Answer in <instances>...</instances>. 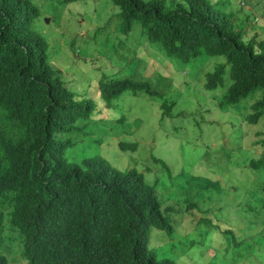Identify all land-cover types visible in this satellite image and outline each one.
<instances>
[{"label": "trees", "instance_id": "obj_1", "mask_svg": "<svg viewBox=\"0 0 264 264\" xmlns=\"http://www.w3.org/2000/svg\"><path fill=\"white\" fill-rule=\"evenodd\" d=\"M111 1L122 28L139 23L151 47L168 57H224L206 72L205 87L222 86L227 104L260 87L247 119L264 115V38L243 29L222 0ZM234 2L244 7L246 0ZM39 13L33 0H0V238L7 224L18 229L26 264H175L150 245L151 226L174 231L175 207L164 205L156 183L100 154L69 156L74 135H92L97 100L71 90L51 63L35 27ZM98 91L111 109L126 91L146 92L159 99L161 119L175 103L148 80L115 73L98 80ZM7 261L0 253V264Z\"/></svg>", "mask_w": 264, "mask_h": 264}, {"label": "rangeland", "instance_id": "obj_2", "mask_svg": "<svg viewBox=\"0 0 264 264\" xmlns=\"http://www.w3.org/2000/svg\"><path fill=\"white\" fill-rule=\"evenodd\" d=\"M222 1L243 29L264 38L263 0H246L244 7ZM33 2L40 12L35 27L48 42L51 63L71 90L97 100L93 133L74 135L69 156L101 154L156 183L164 205L175 207L171 234L150 229V245L160 256L175 264H264V115L258 122L247 119L261 88L221 103L222 86L207 89L204 83L206 72L224 57L202 54L185 62L166 56L144 43L139 23L130 31L122 28L111 0ZM111 73L148 79L164 99L175 101L169 115L161 119L159 99L142 91H126L107 108L98 80ZM121 140L138 146L124 150ZM251 160L261 162L255 167ZM194 203L198 207H187ZM15 231L0 249L19 257Z\"/></svg>", "mask_w": 264, "mask_h": 264}, {"label": "clouds", "instance_id": "obj_3", "mask_svg": "<svg viewBox=\"0 0 264 264\" xmlns=\"http://www.w3.org/2000/svg\"><path fill=\"white\" fill-rule=\"evenodd\" d=\"M258 7V6H257ZM263 11V10H262ZM255 15H257L258 17H256V20H259L261 17H260V15L258 14V13H256V12H253ZM264 22V21H263ZM132 28H130V29H128L129 31L131 30ZM144 37V36H143ZM145 38V37H144ZM144 43H148L150 46H151V43H149L148 42V40L145 38V42ZM142 80V79H141ZM146 80H148V79H146ZM128 92V91H127ZM130 93V92H129ZM164 100H166V99H164ZM167 101H170V100H167ZM172 101V100H171ZM172 108V107H171ZM171 110V109H170ZM119 121H120V119H119ZM135 125V124H134ZM101 155V154H100ZM104 156V155H103ZM107 158V157H106ZM108 159V158H107ZM112 163V162H111ZM113 164V163H112ZM114 165V164H113ZM115 166V165H114ZM118 168V167H117ZM119 169H123V168H119ZM145 171V170H144ZM9 227V228H8ZM8 227H7V225H6V228H5V230L3 229V231H2V237L0 238V246L3 244V243H1L2 241H3V239H4V237H12V234H11V229H13L12 227H10V225H8ZM16 231V233L18 234V237H16L17 239L19 238V241H20V251H21V255L19 256V257H16L15 255H14V253L13 254H8V253H5V252H3L1 249H0V253L2 254V255H4L6 258H7V262H8V264H12L11 263V261H10V259L12 258L13 260H14V262L16 263V264H19V262L21 261V259L20 258H22V260H23V263L22 264H26V260H25V258L23 257V255H22V239H21V235H20V232H19V230L18 229H16V228H14ZM159 230V229H158ZM153 247V246H152ZM157 251V250H156Z\"/></svg>", "mask_w": 264, "mask_h": 264}, {"label": "water", "instance_id": "obj_4", "mask_svg": "<svg viewBox=\"0 0 264 264\" xmlns=\"http://www.w3.org/2000/svg\"><path fill=\"white\" fill-rule=\"evenodd\" d=\"M138 123H139V119H135L134 124L136 127L138 126Z\"/></svg>", "mask_w": 264, "mask_h": 264}]
</instances>
